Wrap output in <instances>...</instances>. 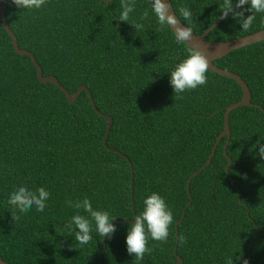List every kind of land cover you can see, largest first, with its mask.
I'll use <instances>...</instances> for the list:
<instances>
[{"label": "trees", "instance_id": "16d2710c", "mask_svg": "<svg viewBox=\"0 0 264 264\" xmlns=\"http://www.w3.org/2000/svg\"><path fill=\"white\" fill-rule=\"evenodd\" d=\"M172 2L197 33L224 11V0ZM184 7L191 20L184 19ZM4 8L20 46L35 54L43 74L57 76L71 92L88 85L98 109L113 117L108 145L132 160L135 176L132 197L128 159L103 143L108 120L87 91L70 103L56 84L41 83L31 57L14 49L0 12V257L10 264H137L126 245L132 223H115L101 256L104 237L94 222L93 240L83 246L65 230L78 211L66 201L88 197L94 209L134 219L133 204L138 215L156 192L172 210L173 224L166 243L149 239L153 251L139 264H176L178 256L179 264H264V159L254 147L264 144V40L214 61L239 73L260 107L231 112L227 153L233 162L227 170L223 137L211 164L192 179L193 200L177 224L190 200L188 178L207 162L227 106L243 95L238 81L209 69L206 85L174 98L170 72L191 47L159 22L151 0H135L127 22L118 18L121 0H47L39 10L4 0ZM253 14L248 30L230 13L206 39L226 41L263 29L264 13ZM20 185L44 187L50 197L43 212L17 211L20 219L13 221L7 201Z\"/></svg>", "mask_w": 264, "mask_h": 264}, {"label": "clouds", "instance_id": "9594fccd", "mask_svg": "<svg viewBox=\"0 0 264 264\" xmlns=\"http://www.w3.org/2000/svg\"><path fill=\"white\" fill-rule=\"evenodd\" d=\"M47 0H12V3L23 10H39ZM153 11L158 17L161 24L169 23L174 26L177 40L187 42L192 39V31L187 26H181L175 19V15L169 11L170 5L167 0H151ZM247 5V7H245ZM121 13L119 20L123 22L129 21L130 13L135 10V0L130 3H125L121 0ZM236 9V10H234ZM181 13L185 20H191V11L184 7L181 8ZM231 12L233 18L240 21L242 30H248L254 19L253 13H264V0H224V11L222 14L226 17ZM245 12H250V15L245 16ZM148 12L145 11L141 19H145ZM134 27L137 31L143 29L144 25L135 23ZM209 57L198 48H190L187 58L179 62L170 72V84L174 91V98H183L182 94L185 91L195 90L200 86L207 84V72L209 70ZM254 147L259 148L258 155L264 159V144L257 141ZM50 197V192L44 187L36 190H31L24 185L17 186L10 193L7 203L13 206L11 213L12 220L18 221L20 215L28 213L33 207L37 212H43L47 207V201ZM67 206L72 207L77 211L71 219L64 225L65 230L69 234L75 233V240L81 245H86L93 240V222L95 231L102 237L109 239L117 230L113 221L117 217H113L106 210H97L92 207L88 197L76 200L66 201ZM144 208L134 218V223L129 225L126 236L127 252L134 256V260L139 264L143 261L145 254H151L152 247L148 246L149 239L166 243L169 237V228L173 224V212L169 208L165 199L156 192L151 193L143 201ZM83 210L88 215L79 214V210ZM179 243H186L184 236L179 237ZM233 264V260L229 261ZM243 264H248V261L243 260Z\"/></svg>", "mask_w": 264, "mask_h": 264}, {"label": "water", "instance_id": "95a60500", "mask_svg": "<svg viewBox=\"0 0 264 264\" xmlns=\"http://www.w3.org/2000/svg\"><path fill=\"white\" fill-rule=\"evenodd\" d=\"M106 1L110 2L112 0H106ZM167 3L170 5L169 11L175 15V19L179 22V24L181 26H187L188 28H190L188 25H186L181 20V18L177 14L172 0H167ZM0 12H1L3 24L6 28V30L8 31V33L10 34V36L12 37L14 49L19 54L28 55L31 57L33 63L35 64V66L37 68V75H38V78H39L41 83L52 82V83L56 84L60 89H62L65 92L67 99L70 103H74L83 91L88 92L89 97H90V101H91L93 107L95 108V110L97 111V113L108 120L106 133H105L104 138H103V143H104L105 147L111 151L119 153L122 157L128 159V161L130 163L131 170H132L131 194H132V197H134V176H135L134 164H133L132 160L125 153H123L122 151H120L117 148L110 147L108 145V137H109V134H110L113 122H114L113 117L110 114L104 113L102 110L98 109L96 102H95V99H94V96H93L90 88L88 87V85L82 84L79 86V88L76 91L71 92L60 82V80L58 79L57 76H55L53 74L44 75L42 66L38 62L35 54L32 51H30L29 49L22 48L20 46L19 41H18V37H17L16 33L13 31V29L11 28V26L7 20V17L5 15L4 0H0ZM230 13L231 12H229L228 15ZM226 17L224 15L220 16L203 33H197L190 28L192 31V39L190 41L185 42V43L191 48H198L199 50L203 51L209 57V60H210L209 69L210 70L217 72L219 74H222L224 76L233 78L236 81H238V83L241 85V87L243 89V95H242L240 100H238V101L227 106L226 111H225L224 129L219 133V135H218V137H217V139H216V141L212 147V151H211L210 155L208 156L207 162L200 169L193 172L192 175L188 178L187 190L189 193L190 200L188 201L187 205L185 206L183 213H182V218L177 222V224H179L184 219L186 209L192 203L193 196H192V193L190 190L192 179L196 175H198L204 168H206L209 164H211L212 159L216 154L217 146L219 145V143L221 142L223 137H227V141H226L225 146H224V152L228 158V163L226 165L227 170L229 169L230 165L233 162L232 157L227 153V146H228L230 139H231V126H230V114H231V112L234 109H236L242 105H253V106L260 107V105L252 102V92H251L250 86L245 81V79L237 72H234V71H231V70H228V69H225V68H222V67L216 65L214 61L216 59H219V58H222V57L228 55L229 52H231L232 50H235V49H238V48H241V47H244V46H247V45H250V44L264 40V28L260 29L258 31H255L253 33H250V34H247L244 36H240V37H237V38H234L231 40H226V41H224V40H207L206 37L210 33V31L214 27H216ZM169 25H170L171 29L173 30V32L176 34L174 26H172L171 24H169ZM230 177H231L232 184L234 185L235 188H237L236 184L234 183L233 177L232 176H230ZM241 196H242V192L240 191V201H242ZM133 209H134V216H136L137 213L135 210V204H133ZM116 222H119L122 224L129 223V222L134 223V219H132V218L123 219V220L122 219H115L113 221V223L115 224ZM177 231H178V229H177ZM177 238H178V235H177ZM106 244H107V237H104V246L100 252L101 256L103 255V253L106 250ZM176 249H175V251H176ZM182 261H183V258L181 256H178V260H177L176 264H179ZM0 264H10V263L7 262L2 257H0Z\"/></svg>", "mask_w": 264, "mask_h": 264}]
</instances>
